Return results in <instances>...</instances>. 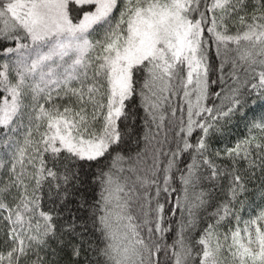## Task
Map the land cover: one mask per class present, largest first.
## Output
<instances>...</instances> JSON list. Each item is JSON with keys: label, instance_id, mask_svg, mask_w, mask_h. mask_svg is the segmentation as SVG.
<instances>
[{"label": "snow or ice", "instance_id": "6c2138e0", "mask_svg": "<svg viewBox=\"0 0 264 264\" xmlns=\"http://www.w3.org/2000/svg\"><path fill=\"white\" fill-rule=\"evenodd\" d=\"M250 101L264 0H0V264H264Z\"/></svg>", "mask_w": 264, "mask_h": 264}, {"label": "trees", "instance_id": "16d2710c", "mask_svg": "<svg viewBox=\"0 0 264 264\" xmlns=\"http://www.w3.org/2000/svg\"><path fill=\"white\" fill-rule=\"evenodd\" d=\"M250 103V106L254 109L255 112H260L262 110H264V102H261V101H257L256 104H251V101L249 102ZM252 113L250 112L249 113V116H251ZM241 127H242V122H241ZM261 203H264V202H261Z\"/></svg>", "mask_w": 264, "mask_h": 264}]
</instances>
